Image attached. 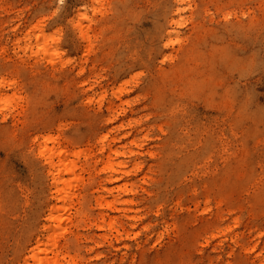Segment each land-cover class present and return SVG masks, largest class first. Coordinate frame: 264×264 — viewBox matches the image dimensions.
<instances>
[{
    "label": "rangeland",
    "instance_id": "374dc122",
    "mask_svg": "<svg viewBox=\"0 0 264 264\" xmlns=\"http://www.w3.org/2000/svg\"><path fill=\"white\" fill-rule=\"evenodd\" d=\"M54 253L264 264V0H0V264Z\"/></svg>",
    "mask_w": 264,
    "mask_h": 264
},
{
    "label": "bare ground",
    "instance_id": "6f19581e",
    "mask_svg": "<svg viewBox=\"0 0 264 264\" xmlns=\"http://www.w3.org/2000/svg\"><path fill=\"white\" fill-rule=\"evenodd\" d=\"M33 29L35 31H37L36 32V38H37L36 41L39 42L38 40H40V38H44L43 31H42V29H41L40 26H35ZM170 33L171 32H168V35H170ZM44 40L45 39H43L42 41H44ZM44 140H45L44 142H46V139H44ZM40 153L41 154L48 153V156L45 158V160L47 161V163L50 165V167L52 169V171L49 172V173H50L51 178L53 180V184L54 183L56 184L57 183V180L60 178V175L62 174L63 170H66L69 167V164H70L66 160V157H65L66 152L63 151V150H58L57 151V153L55 155L56 163L53 162V160H52V157H53V149H48L47 147H44L43 146L42 149H41V151H40ZM75 155H77V153ZM59 191L60 190H56L57 193H59ZM53 210H54V207L51 206L50 207V210H49L50 212L48 214V218L47 219L53 220L55 218L53 216L54 215L53 214ZM43 228L46 230V229H49L50 227L45 226ZM39 243H40V239L36 238L34 240L33 246L31 247V249L29 251L31 253V255L24 258V263L27 261L28 258H31V259L35 258V254H36L35 251L37 250V246L39 245ZM36 263L37 264H41V263H43V264H62L61 258L59 257V254L58 253H54L49 258L38 259V260H36Z\"/></svg>",
    "mask_w": 264,
    "mask_h": 264
}]
</instances>
